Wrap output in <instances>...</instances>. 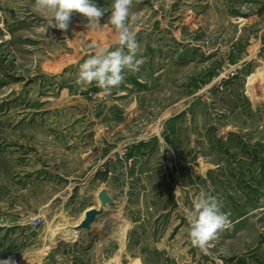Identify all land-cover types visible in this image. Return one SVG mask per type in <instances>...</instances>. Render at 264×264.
<instances>
[{"label": "rangeland", "instance_id": "rangeland-1", "mask_svg": "<svg viewBox=\"0 0 264 264\" xmlns=\"http://www.w3.org/2000/svg\"><path fill=\"white\" fill-rule=\"evenodd\" d=\"M34 4L0 0V260L264 264V0H133L145 62L110 94L76 81L119 47L112 6L59 30ZM201 190L230 221L204 250ZM88 207L103 212L72 230Z\"/></svg>", "mask_w": 264, "mask_h": 264}, {"label": "clouds", "instance_id": "clouds-1", "mask_svg": "<svg viewBox=\"0 0 264 264\" xmlns=\"http://www.w3.org/2000/svg\"><path fill=\"white\" fill-rule=\"evenodd\" d=\"M133 0H113L110 24L114 27L119 47L115 51L98 48L80 66L77 84L90 86L93 82L110 94L125 80V70L135 73L145 62L137 58L139 44L129 21ZM34 9L38 12H50L47 17L48 28L67 30L73 13H79L87 19L86 27L96 29L104 11L94 0H35ZM127 49V51H125ZM222 204L208 191L201 190L193 201V208L187 215L188 236L193 246L204 250L217 238L219 232L230 226L227 213L221 211ZM0 264H15L12 257L0 260Z\"/></svg>", "mask_w": 264, "mask_h": 264}, {"label": "water", "instance_id": "water-1", "mask_svg": "<svg viewBox=\"0 0 264 264\" xmlns=\"http://www.w3.org/2000/svg\"><path fill=\"white\" fill-rule=\"evenodd\" d=\"M101 203L103 206L111 203V198L109 194L105 191H102L99 195ZM103 212L102 208H91L86 211L85 217L78 224L73 226V229L78 231L80 229H89L91 228L93 222L96 220L97 216Z\"/></svg>", "mask_w": 264, "mask_h": 264}, {"label": "crops", "instance_id": "crops-1", "mask_svg": "<svg viewBox=\"0 0 264 264\" xmlns=\"http://www.w3.org/2000/svg\"><path fill=\"white\" fill-rule=\"evenodd\" d=\"M95 3L97 4V6H99V7L101 8L102 5H103V3L106 4V5L109 4V6H110V5L112 6L113 0H96ZM98 179H99V177H98ZM107 185H108V183H107ZM107 193L109 194L111 200L115 202L116 200H115V198L113 197V195H112L109 191H107ZM89 208H94V207H88L87 210H89ZM87 210H86V211H87ZM80 221H81V220H80ZM76 224H78V223H76ZM76 224H75V225H76ZM72 230H74V229H72ZM75 231H76V230H75ZM121 236L123 237L124 235L121 234ZM122 242H123V241H122ZM122 246H123V249H122V250H124V243H122Z\"/></svg>", "mask_w": 264, "mask_h": 264}, {"label": "built area", "instance_id": "built-area-1", "mask_svg": "<svg viewBox=\"0 0 264 264\" xmlns=\"http://www.w3.org/2000/svg\"><path fill=\"white\" fill-rule=\"evenodd\" d=\"M40 222H41V218L40 217H38L37 219H34L33 220V226H38L40 224Z\"/></svg>", "mask_w": 264, "mask_h": 264}, {"label": "bare ground", "instance_id": "bare-ground-1", "mask_svg": "<svg viewBox=\"0 0 264 264\" xmlns=\"http://www.w3.org/2000/svg\"><path fill=\"white\" fill-rule=\"evenodd\" d=\"M91 208H89V210H90ZM85 214H86V212L83 214V216H82V219L81 220H83V218L85 217ZM58 229V228H57ZM56 229V230H57ZM56 233V232H55ZM68 234V233H67ZM136 264H139L138 262L136 263Z\"/></svg>", "mask_w": 264, "mask_h": 264}]
</instances>
